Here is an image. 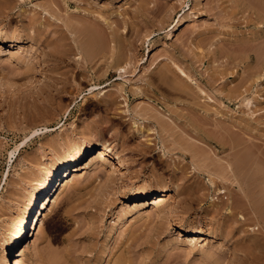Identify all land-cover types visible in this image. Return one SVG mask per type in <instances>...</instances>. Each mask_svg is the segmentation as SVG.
<instances>
[{
    "label": "rangeland",
    "instance_id": "obj_1",
    "mask_svg": "<svg viewBox=\"0 0 264 264\" xmlns=\"http://www.w3.org/2000/svg\"><path fill=\"white\" fill-rule=\"evenodd\" d=\"M0 30V264L88 144L120 161L84 155L23 264H264V0H0Z\"/></svg>",
    "mask_w": 264,
    "mask_h": 264
},
{
    "label": "bare ground",
    "instance_id": "obj_2",
    "mask_svg": "<svg viewBox=\"0 0 264 264\" xmlns=\"http://www.w3.org/2000/svg\"><path fill=\"white\" fill-rule=\"evenodd\" d=\"M183 14H180L177 21L175 22L174 30H178L180 27H182V25H184L187 22V20H185L186 16ZM170 34L172 35V33ZM3 36H5V32L3 30H0V38ZM172 37L173 36H171V38ZM11 55L20 57L21 59H23V61L29 60L27 59L28 58L27 56H29L28 50H21L20 48H15L14 50L11 51ZM26 61L22 63L26 64L28 62ZM178 70L181 72V74L185 75L184 74L185 72L180 70V68H178ZM66 151L67 152L65 153V155L61 157L60 159H58L55 165H53L45 173L40 175V177L36 179V182H34L35 189L28 196L27 203L25 205V208L21 216H19V218L12 225L9 231L8 238L6 240L5 247H4L6 264H23V258H22L23 255L20 251L21 240L25 237H28L27 235H29L31 239L33 238L34 232L38 230L39 228L42 216L51 207V204L53 201H55V198L58 197L57 193L60 192L59 190H61V188H63L70 180H72L73 177L78 176L77 173H79L78 171L80 169L84 170V167L79 165V163L82 161V158L87 152L93 153L94 155L93 160L97 161L96 163L100 162V164H97V165L96 163H94L92 166L93 168L102 167L103 166L102 162L106 160L110 155H114L115 159L120 161V158L116 156V154L113 153L111 149H109L108 147L104 145H101L100 147L95 148L92 145L88 144L85 146H79L76 148H72L71 150L69 149ZM238 166L236 165V167ZM241 171H242V168H241ZM169 190L170 189L167 186H163L160 190L157 189V191L156 190L154 192L152 191V194L153 193L163 194V192L165 193V192H168ZM151 204L153 208H155L154 210H156L161 204V201L156 200V197H155V199H152ZM125 207H128V208H125V211L121 210V211H124V214L123 212L121 213L123 215H129L128 210L129 211L131 210L128 205ZM141 217H142V214H141ZM121 218H123V216ZM189 230L190 232H198V231H201V228H199L198 226H192L191 228H189ZM191 244L193 245V242ZM204 250L206 251V249L202 248V251ZM203 253L204 254L202 255L206 254V252H203Z\"/></svg>",
    "mask_w": 264,
    "mask_h": 264
}]
</instances>
